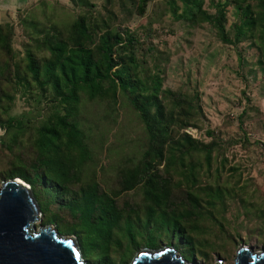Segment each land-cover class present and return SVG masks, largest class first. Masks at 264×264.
<instances>
[{"label": "rangeland", "instance_id": "obj_1", "mask_svg": "<svg viewBox=\"0 0 264 264\" xmlns=\"http://www.w3.org/2000/svg\"><path fill=\"white\" fill-rule=\"evenodd\" d=\"M248 2L253 5L255 0ZM216 3L223 5L224 27L231 36V25L238 19L234 0H201L200 7L212 14ZM181 11L179 0H0V21L7 22L12 31L13 50L11 61L0 52V137L10 136L5 125L8 117L24 121L21 132L10 136L14 138L11 150L0 147V171L12 155L32 159L39 122L53 111L66 113L63 105L51 102L47 91L33 84L23 87L26 53L47 56V51L37 46L42 34L64 37L72 21L82 15L98 23L96 36L108 30L136 39L135 72L147 84L158 80L156 96L175 119L170 126L175 137L187 133L200 143H211L209 164L202 161L201 153L185 157V162L192 158L201 162L199 166L193 162L195 187L218 188L222 193L214 206L219 222L203 218L194 231L198 239L212 243L214 250L206 258H183L195 264H232L239 245L255 252L264 250L263 48L251 35L234 44L222 43L211 23L200 15L181 16ZM13 65L20 72L17 76ZM116 95L115 103L109 105L107 100L90 101L80 93L74 114L68 117L75 119L87 136L90 151L80 182L94 179L109 194L119 188L120 171L138 162L146 146L136 111L125 94L117 91ZM9 131H15L14 127ZM178 171V165L170 169L174 183L182 181ZM115 198L119 205L137 204L141 191L136 186L120 191ZM40 220L41 213L35 227ZM169 242L158 239V246L149 248L171 246L182 256L181 245L174 247L172 239ZM143 247L121 264L130 263ZM80 252L86 263L95 264L85 250ZM123 256L113 255V264H119Z\"/></svg>", "mask_w": 264, "mask_h": 264}, {"label": "trees", "instance_id": "obj_2", "mask_svg": "<svg viewBox=\"0 0 264 264\" xmlns=\"http://www.w3.org/2000/svg\"><path fill=\"white\" fill-rule=\"evenodd\" d=\"M179 1L181 16L200 15L212 24L222 43L234 44L251 35L263 48L264 56V0H255L253 5L249 0H234L238 19L231 25V36L224 27L223 5L216 3L210 14L201 9V0ZM6 23L0 22V52L11 61L12 31ZM97 24L78 16L66 36L42 34L37 46L47 51V56L26 53L21 72L23 87L33 84L47 91L51 102L63 105L66 113L53 111L42 119L35 129L33 158L28 161L12 155L0 171V179L18 177L27 183L39 206L40 225L52 224L58 233L75 236L80 251L85 250L95 264H113L116 259L112 256L120 253L124 256L118 262L125 263L140 245L156 247L162 238L168 244L172 239L174 247L180 244L182 257L206 258L214 247L195 236V224L203 218L219 222L214 206L222 193L218 188L195 187L193 162L198 166L201 162L194 158L185 162V157L201 153L202 161L209 164L211 143H200L187 133L175 137L170 129L175 119L156 96L158 80L147 84L135 72L136 39H125L119 32L108 30L96 36ZM146 49L150 51L151 47ZM12 70L14 76L19 75L16 65ZM117 91L127 96L136 111L146 134V146L138 162L120 171L119 188L109 194L94 179L80 182L90 151L87 136L77 121L68 117L73 116L80 93L90 101L104 99L113 105ZM23 122L22 118L8 117L7 134L20 133ZM12 127L15 131L10 133ZM10 136L0 137L2 149L11 150L14 138ZM175 165L182 177L176 183L170 172ZM136 186L141 191L140 203L117 204V193ZM262 237L264 245V227Z\"/></svg>", "mask_w": 264, "mask_h": 264}, {"label": "water", "instance_id": "obj_3", "mask_svg": "<svg viewBox=\"0 0 264 264\" xmlns=\"http://www.w3.org/2000/svg\"><path fill=\"white\" fill-rule=\"evenodd\" d=\"M40 215L30 187L18 177L0 181V264H88L74 236L51 224L35 227ZM128 264H195L171 246L143 247ZM232 264H264V250L239 245Z\"/></svg>", "mask_w": 264, "mask_h": 264}, {"label": "built area", "instance_id": "obj_4", "mask_svg": "<svg viewBox=\"0 0 264 264\" xmlns=\"http://www.w3.org/2000/svg\"><path fill=\"white\" fill-rule=\"evenodd\" d=\"M262 157L264 158V148H263V150H262Z\"/></svg>", "mask_w": 264, "mask_h": 264}, {"label": "crops", "instance_id": "obj_5", "mask_svg": "<svg viewBox=\"0 0 264 264\" xmlns=\"http://www.w3.org/2000/svg\"><path fill=\"white\" fill-rule=\"evenodd\" d=\"M0 22H3V21H0Z\"/></svg>", "mask_w": 264, "mask_h": 264}, {"label": "bare ground", "instance_id": "obj_6", "mask_svg": "<svg viewBox=\"0 0 264 264\" xmlns=\"http://www.w3.org/2000/svg\"><path fill=\"white\" fill-rule=\"evenodd\" d=\"M33 224H34V222H33Z\"/></svg>", "mask_w": 264, "mask_h": 264}]
</instances>
